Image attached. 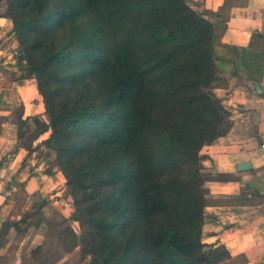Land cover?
I'll return each instance as SVG.
<instances>
[{
    "label": "trees",
    "instance_id": "obj_1",
    "mask_svg": "<svg viewBox=\"0 0 264 264\" xmlns=\"http://www.w3.org/2000/svg\"><path fill=\"white\" fill-rule=\"evenodd\" d=\"M1 4L19 44L16 76H34L43 97L47 121L38 128L51 131L41 142L51 157L46 171L63 172L74 211L45 220L33 219L40 207L25 212L3 223L0 246L12 227L26 232L43 222L62 252L80 249L85 264L228 259L224 244L203 240L210 199L201 151L232 126L215 92L226 79L206 11L192 0ZM18 124L20 137L31 130L28 119ZM248 187L219 201L264 202ZM31 253L39 262L44 244Z\"/></svg>",
    "mask_w": 264,
    "mask_h": 264
},
{
    "label": "crops",
    "instance_id": "obj_2",
    "mask_svg": "<svg viewBox=\"0 0 264 264\" xmlns=\"http://www.w3.org/2000/svg\"><path fill=\"white\" fill-rule=\"evenodd\" d=\"M192 3L215 23V58L226 79L215 92L232 115L230 131L201 151L206 156L210 199L203 240L229 249L231 256L220 264H264V202L230 205L219 201L239 194L246 184L249 191L264 193V0ZM12 25L9 18L0 16L3 44L12 39L9 48L0 46V231L4 222L17 221L34 208L40 207L46 219L50 210L65 216L74 211L73 199L65 195L63 172L58 167L52 174L46 171L51 157L41 142L51 131L40 133L38 128L47 121L45 105L36 78L16 76L21 68L14 54L19 44L10 33ZM9 86L11 92H7ZM20 116L32 124L21 137ZM29 146L36 149L31 151ZM242 162H251L252 167L240 170ZM16 232L12 227L0 246V264H6L1 259L10 255L9 238ZM33 236V232L26 235L20 248Z\"/></svg>",
    "mask_w": 264,
    "mask_h": 264
},
{
    "label": "rangeland",
    "instance_id": "obj_3",
    "mask_svg": "<svg viewBox=\"0 0 264 264\" xmlns=\"http://www.w3.org/2000/svg\"><path fill=\"white\" fill-rule=\"evenodd\" d=\"M3 9H4V6L1 4L0 12H2ZM0 39H1V35H0ZM11 42H12V39H9L7 40L6 43L3 44V38H2L0 40V46L8 47ZM0 58H3V57L0 56ZM11 76L14 77V73ZM9 87L10 88L7 89V92H11L13 89L12 86H9ZM49 212H50L49 217H52V216L56 217V210H50ZM40 218H44V220L46 219L42 212L36 215L33 219L39 220ZM73 225L75 229L77 230V232H80L79 224L77 222L76 223L73 222ZM47 227H48L47 224L42 222L39 226H31L30 228H28L29 230L27 232L18 231L14 233L9 238V241H11V245L9 249L10 255L7 256V258H2L1 262L7 264L10 261H12L13 264H15L17 260H19V264H53V263L55 264H85L86 263L85 259H83L82 257V253L80 249H76L75 251L69 254H64L58 242L56 241L55 233L54 232L50 233V231L48 232ZM32 232L34 233L33 238L31 237L27 245L25 244L21 246L20 248L22 239L26 235L27 236L31 235ZM41 243L44 244V253L39 258V262H38L34 259L31 251L35 246Z\"/></svg>",
    "mask_w": 264,
    "mask_h": 264
},
{
    "label": "water",
    "instance_id": "obj_4",
    "mask_svg": "<svg viewBox=\"0 0 264 264\" xmlns=\"http://www.w3.org/2000/svg\"><path fill=\"white\" fill-rule=\"evenodd\" d=\"M255 87L257 89L258 88V85H256ZM251 167H252L251 162H242L241 164L238 165V168L240 170H247V169H249Z\"/></svg>",
    "mask_w": 264,
    "mask_h": 264
},
{
    "label": "built area",
    "instance_id": "obj_5",
    "mask_svg": "<svg viewBox=\"0 0 264 264\" xmlns=\"http://www.w3.org/2000/svg\"><path fill=\"white\" fill-rule=\"evenodd\" d=\"M14 54H15V55H17V54H18V51H17V50H15Z\"/></svg>",
    "mask_w": 264,
    "mask_h": 264
}]
</instances>
